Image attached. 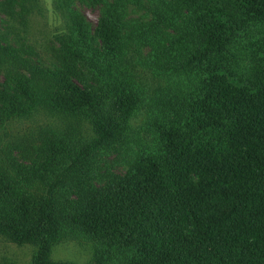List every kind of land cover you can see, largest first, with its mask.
<instances>
[{
  "label": "trees",
  "instance_id": "16d2710c",
  "mask_svg": "<svg viewBox=\"0 0 264 264\" xmlns=\"http://www.w3.org/2000/svg\"><path fill=\"white\" fill-rule=\"evenodd\" d=\"M91 1L94 30L58 2L59 66L0 44V126L39 112L65 126L40 132L32 164L0 157V234L33 245L32 264H64L52 250L70 240L94 264H264V0ZM113 145L134 156L99 185Z\"/></svg>",
  "mask_w": 264,
  "mask_h": 264
},
{
  "label": "rangeland",
  "instance_id": "374dc122",
  "mask_svg": "<svg viewBox=\"0 0 264 264\" xmlns=\"http://www.w3.org/2000/svg\"><path fill=\"white\" fill-rule=\"evenodd\" d=\"M59 1L61 0H0V44L23 49L32 47V53H21L34 64L47 68L59 66L61 43L58 37L68 33L69 20L67 11L59 6ZM127 7L130 18L150 17L147 6L139 8L130 4ZM71 8L87 21L91 30H94L101 11L99 3L91 0H71ZM150 49L151 47L143 45L140 50L142 60L149 55ZM9 70L8 66L0 67V88L10 81ZM84 73L89 75L86 68ZM143 78L150 79L151 73L146 72ZM89 82L92 83L90 79ZM150 83L152 86L157 85L156 81L150 80ZM143 113L135 120L138 121L137 124L146 120L147 116ZM48 126L59 129L65 127L59 119L43 112L6 122L4 126H0V157H5L11 152L17 160L26 164L40 159L41 155H36L33 147L42 144L39 134ZM81 131L86 137L91 136L88 123L82 122ZM133 156L131 147L128 150L113 145L103 150L98 158V171L101 175L98 184L104 185L110 175L125 174ZM9 173L15 172L10 170ZM34 252L33 245L18 244L0 234V264H32ZM92 254L90 244L70 240L54 246L51 256L54 261L64 264H94Z\"/></svg>",
  "mask_w": 264,
  "mask_h": 264
}]
</instances>
